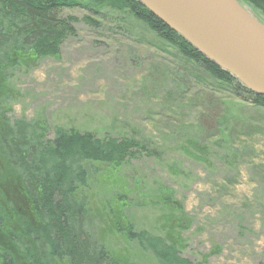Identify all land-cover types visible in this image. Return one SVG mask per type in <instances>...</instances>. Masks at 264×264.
<instances>
[{
	"label": "rangeland",
	"instance_id": "374dc122",
	"mask_svg": "<svg viewBox=\"0 0 264 264\" xmlns=\"http://www.w3.org/2000/svg\"><path fill=\"white\" fill-rule=\"evenodd\" d=\"M54 16L70 31L57 56L7 71L0 124L24 119L48 140L61 128L136 145L114 171L84 165L85 185L74 192L105 252L117 264H155L115 234L117 212L136 230L172 231L189 264H264V107L211 78L126 9L63 8ZM180 216L188 224L176 229L170 220Z\"/></svg>",
	"mask_w": 264,
	"mask_h": 264
},
{
	"label": "trees",
	"instance_id": "16d2710c",
	"mask_svg": "<svg viewBox=\"0 0 264 264\" xmlns=\"http://www.w3.org/2000/svg\"><path fill=\"white\" fill-rule=\"evenodd\" d=\"M239 1L264 16V0ZM107 5L126 9L211 78L264 107V97L243 88L135 0H0V101L8 94L7 71L57 56L70 28L66 21H58L54 12ZM38 131L24 119H5L0 124V264H117L92 231L84 199L77 200L74 192L85 185L84 165L103 164L114 171L134 155L131 151L136 145L129 140H98L61 128H55L48 140ZM117 203L123 210L124 201ZM161 203L168 210L179 211L178 204L168 202L165 196ZM115 214V234L151 256L155 264H189L179 258L180 242L171 236L172 231L166 237L152 235L136 230L124 215ZM171 219L176 229L188 224L186 217Z\"/></svg>",
	"mask_w": 264,
	"mask_h": 264
},
{
	"label": "water",
	"instance_id": "95a60500",
	"mask_svg": "<svg viewBox=\"0 0 264 264\" xmlns=\"http://www.w3.org/2000/svg\"><path fill=\"white\" fill-rule=\"evenodd\" d=\"M243 88L264 97V24L239 0H135Z\"/></svg>",
	"mask_w": 264,
	"mask_h": 264
}]
</instances>
